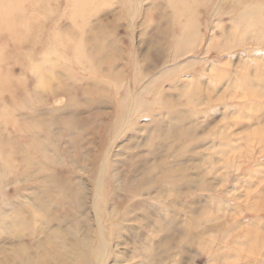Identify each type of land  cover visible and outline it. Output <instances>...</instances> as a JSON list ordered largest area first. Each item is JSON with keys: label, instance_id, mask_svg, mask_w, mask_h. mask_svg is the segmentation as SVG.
Returning <instances> with one entry per match:
<instances>
[{"label": "rangeland", "instance_id": "1", "mask_svg": "<svg viewBox=\"0 0 264 264\" xmlns=\"http://www.w3.org/2000/svg\"><path fill=\"white\" fill-rule=\"evenodd\" d=\"M172 1L0 0V222L4 211L12 204L31 196L32 190L21 183L22 173L31 170L35 163L40 167V162L53 151L62 163L59 169L67 168L64 162L70 167L78 158L101 154L114 140L113 154L117 161H125L128 154L145 153L147 139L155 130L146 113L160 111L163 115L164 109L153 99L155 88L149 89L150 94L148 90L142 91L143 86L149 85L156 77L159 78L158 84L163 83L166 98L177 107L179 117L189 116L182 124L189 139L177 147L182 149L185 157L178 163H171V167L177 164L187 167L191 182L182 183L180 187L176 219L172 218V211L164 212L169 214L165 224L170 225L172 231L163 234L160 240L168 245L157 249L148 261L157 263L156 259H160L161 264H264V149L254 141L246 142L253 131L264 127V104L254 95L244 94L247 87L254 86V90L258 87L260 92L264 88L261 84L256 85L255 80L258 72L264 74V49L256 52L257 48L251 55L248 53L252 47L244 46V42H258L256 39L261 38L260 48H264V11L261 9L259 24H250L249 21L247 26L245 18L252 11L238 6L236 0L224 2L223 14L218 17L212 16L205 8L207 0ZM255 3L264 8V0ZM159 31L169 33L170 41L183 39L186 48L175 56L174 42L170 46L165 44V50L157 53L150 42ZM113 42H118V48L125 52V61L119 62L121 66L126 65L123 67L125 72L119 77L105 74L108 66L100 65L97 57L98 50H105V46L103 49L100 46ZM232 47L235 49L230 50ZM140 61L144 63V69L151 71L146 78L141 76ZM113 68L116 69L114 65ZM136 79L141 82L136 96L146 102L140 109L143 116L132 111L133 118L137 116L138 129L133 137L128 138L129 133L125 137L121 127L120 134L116 135V124L120 119L117 106L113 103L106 107H89L92 102L90 95L86 99L85 90L92 83L99 84L107 92L104 95L113 102L124 100L127 113L132 98L126 99L122 94ZM177 80L180 82L176 84L174 81ZM58 84L61 88L54 90ZM198 92L212 98V105L207 106L202 101L198 104ZM205 102L209 101L206 99ZM189 105H195V115ZM202 110L205 113L196 114ZM55 119L61 120L58 121L60 126L54 125ZM64 122L70 125L73 135L65 128L67 126H63ZM223 128H227V132ZM224 135L227 150L221 146L220 139ZM225 151L229 153L225 155ZM248 155H251L249 159ZM152 162L153 158L149 163ZM210 164L213 170L208 175ZM70 170L77 181H83L91 196L92 179L88 171L78 165ZM158 176L146 180L144 190ZM114 198L109 207H114L121 215L127 214L130 220L124 224L133 229L123 233L121 240L114 244L120 256L117 264H141L143 243L137 242L136 234L156 230L157 218L152 212L155 210L160 214L161 202L157 203L155 191L128 193L120 186ZM161 201L171 204L172 198ZM135 203L145 204L144 209L150 215L145 230L137 221L132 223L133 219H141L144 214L142 210L139 214L132 212ZM199 214L204 215L200 218L202 222L198 220ZM187 217L193 221L191 233L187 232L190 224ZM0 234L3 235L1 228ZM0 245H4L3 237Z\"/></svg>", "mask_w": 264, "mask_h": 264}, {"label": "bare ground", "instance_id": "2", "mask_svg": "<svg viewBox=\"0 0 264 264\" xmlns=\"http://www.w3.org/2000/svg\"><path fill=\"white\" fill-rule=\"evenodd\" d=\"M255 1L256 0H236V3L238 6H241V7L244 6L245 7L244 10H247L249 12L252 11V14L246 16L247 18H245V20H248L246 21V25L248 24L247 22L249 21H250L249 22L250 24H254V23L259 24V22L257 21H259L260 19L259 16L262 15L261 9H263L264 11L263 5L262 6L256 5ZM224 2L227 3V0H207L205 8L207 10L209 9V12L212 16L218 17L223 14L222 4H225ZM195 17H197V14ZM197 18L195 19L197 20ZM236 27L238 28L239 25ZM253 29H254V26H253ZM247 31H250V29H248ZM254 33L252 32V34ZM171 38L173 39V37ZM209 38L210 37H208V40ZM258 39H256L258 42L249 41L248 44L244 42V46L252 47L251 52L250 50H246V49H245L246 50L245 52L248 51L250 52L248 54L252 55L253 53H255L257 48L259 49L256 52L263 50L264 48H260L262 47V41H260L261 38H258ZM230 41L228 42L230 43ZM174 42H175V49L177 50L175 53V56H177L182 53L181 49H185L187 45L185 44L186 41H184L183 39L182 40L175 39ZM174 42L170 41L169 33L165 32V34H163L159 31L157 32L156 37L151 39L150 45L154 51H156L157 53H160V52L162 53V51L165 50L164 47L166 45L169 44L170 46V43L171 45H174L173 44ZM117 43L113 42L110 45L104 43L99 48L103 49V46H105V50L103 52L102 50H98L99 52L97 54L100 65L108 66V69L106 70L105 74L112 76V77L113 76L119 77L123 75V73L125 72V69L123 67H126L125 64L123 66L119 65L120 64L119 62H122V60L125 61L124 60L125 52H123L122 50L118 48ZM212 44H215V43H212ZM229 49L233 50L235 49V47H232ZM206 52H209V51H206ZM95 53H97V51ZM113 65L114 67H116V69L113 68ZM139 65H141V71L143 70L141 73L142 77L144 76L146 78L148 75L151 74V71L149 68H145V69L143 68L144 63L142 61L139 62ZM164 73H166L165 70H164ZM155 78L151 79V82L149 83V85L147 84L143 86L142 91L147 92L148 90V94H150L149 89L152 88L153 90V88H155V92L153 93L155 97L153 96L154 97L153 99L157 102L159 101L158 103H160V106H162L164 109H162L163 115L162 114L160 115V111L156 113V112L149 110V112L146 113L149 123H152L154 125L155 130H153V132L150 133L147 139V142H146L147 151L145 153L138 154V155L128 154L125 161H122V160L117 161L116 155L113 154V147L116 142L114 140L109 144V147H107L106 150L105 149L102 150V153L100 150L101 154H96L94 156H92V154H89L87 155L86 158H84V156L81 157L80 159L78 158L76 160L77 163L76 162L74 164L72 163L73 165H71L70 167H68V164L64 162V164L67 166L66 169L65 168L59 169V166L62 163L58 159L55 151H53L51 156H49L45 161L40 162V165H39L40 167H36V163H35V165L34 164L32 165L33 167L31 170L22 173L23 174L21 178L22 185H26L27 187H29L32 190V192H31V196L28 197V199H24L21 202L12 204L11 208L8 209L7 211H4L2 215V220L0 222V228H1V232L3 235L1 236L0 234V241L2 240V237H3L4 245L3 246L0 245V264H111L113 263V261H114L113 264H117L120 256L118 257L119 254L116 253L115 251L116 247L114 244L121 240L123 233H127L133 230L131 229L129 224L128 225L124 224L125 222L128 223V221L130 220L127 214L121 215L119 214V211L117 209H115L114 207L112 208L109 207V205H111V203L115 200L114 195L117 192L119 186L128 193H138L139 194L144 191L146 193H152L153 191L156 192L157 203L161 202L159 203L161 205L160 214L155 210L152 212V214H154L157 218L156 219L157 220L156 230L151 233L142 234V235H139V233H137L136 238H137V242L142 241L143 243V249L140 250L143 255V258H141L142 259L141 264H161L160 259H156L157 263H150L148 259L150 256H152V254L154 255L157 249L168 245V243H162V241L160 240L163 234L171 233L172 231L171 226L165 224V220L169 217V214L164 213V212L168 210L172 211L173 212L172 218L176 219V215H179V211L177 210V207H176V200L180 199L181 197V194L179 192L180 187L182 186V183L191 182V179L188 176L189 173H188L187 167L180 165V164H177L176 167H171V163L173 164L174 162L178 163L185 157V153L182 151V149H178L177 147H180L184 142H186L189 139L187 129L182 127V124L186 122L189 116L184 115L182 117H179V112L177 110V107H174L172 105L173 102H171V100L167 99L165 96V92L163 91V88H162L163 83L159 82L158 84L159 78L158 79L157 78L155 79ZM255 80H256V85L261 84L263 85L262 87H264V74H261V71L257 73ZM174 82L177 84V82H180V80H177ZM139 83H141L139 82V79H136L133 85L131 87L129 86L126 89L127 91L122 94V95H125L126 99L132 98L131 109H130V112L127 111V113L126 111H124L125 109V106L123 104L124 100H122L121 102L119 101V103L113 102V100L109 98V96L104 95V93H107V92H105L104 91L105 89L103 90V87H101L99 84L92 83L86 87L85 97L87 99L88 96L90 95L89 97L90 103L92 102V104H90L89 107L95 106V105H97L96 107H99L100 105L102 107H106V105H112L113 103L117 106L118 111L120 112L119 113L120 119L118 123L116 124V135L120 131V127L122 128L121 130L124 133L125 137H126V134L129 133L128 138L133 137L134 133L138 129V125L136 124V120H135L137 119V116L136 118H133L132 111H135V113L139 112L141 116L143 112H141L140 109L144 105V102H146L145 99L142 98L141 96H138V95L136 96V90L138 88ZM151 84L152 86H150ZM140 87H141V84L139 88ZM60 88L61 86L60 84H58L56 85L54 90L60 89ZM254 89H255L254 86L247 87L244 90V94L254 95L256 98L262 100L263 101L262 103L264 104V88H261V92L258 90V87L256 88L257 90H254ZM185 92H187L186 89L184 90V94H186ZM100 93H103V94H100ZM198 93H200V97L197 99L198 104H201V101H202L207 106L212 105V102H213L212 98H209L208 96H204L201 92H198ZM204 99L205 100L207 99L209 102H207L206 104ZM154 104H157V103L155 102ZM150 105H152V103H150ZM189 107L191 108L190 109L191 113L195 115L194 113L195 105H192V106L189 105ZM66 111L70 113H74L73 110H66ZM203 113H205V111L202 110V111H198V113L196 114L202 115ZM163 117H165V120L163 119ZM225 120L226 122H228L227 119ZM58 121H61V120H56V119L53 120V122H55L54 123L55 126H60L61 123H58ZM91 121L92 123L94 122L93 120ZM68 123L71 124L70 122ZM93 125L94 124H92V126ZM63 126H67V123L64 122ZM65 128L70 133L73 132L70 125ZM224 128L223 130L227 132V128L226 130ZM262 131H264V127L253 131L247 137L246 142L254 141L259 146H261L262 149H264V133ZM50 132H52V130ZM73 134L74 132L70 135H73ZM119 134L120 133H118V135ZM211 134H213V132ZM53 135H56V133ZM219 135H223V134H219ZM228 136L231 137L230 134ZM218 137L220 138L221 136H218ZM225 137H226L225 135L224 137H222L225 140L222 138L220 140L221 142H223L221 143V146L225 148L224 150H227L228 149L226 148L227 144H225V142H227V138ZM207 139H204V140H207ZM90 142H92L91 139H90ZM229 142H232V141L229 140ZM72 146L73 145L70 144L71 148ZM233 146L234 145H232V148H234ZM221 148L219 147V149ZM222 149L220 151H223ZM228 151H225V155H226V152L227 154L230 152ZM232 153L233 151L231 152V154ZM70 156H71V159H73V155H70ZM250 157L251 155H248L247 159H249ZM152 158L154 162L150 164L149 161ZM224 159H222V161ZM226 160L230 162L228 158H226ZM232 160L234 161V159ZM228 161H226V165ZM75 165H78L83 170L88 171L92 179L91 196L90 194L86 192L83 186V181H77L74 176V173L70 170V168ZM228 165H230V163ZM212 166L210 164V171L208 172V175L213 170ZM156 175H159V176L155 179V182L149 187L147 185L148 188L144 190L143 184L147 183L146 180L154 178ZM204 176L206 175L204 174ZM163 198H172V203L171 204L164 203L163 201H161L163 200ZM144 207H145V204L135 203L132 208V212L135 214H139L140 210H142V214L144 213L141 216L142 217L141 219L136 218L132 220V223L137 221L138 225L143 230L148 228L147 223L150 220V215L144 209ZM163 213L164 215L161 216ZM203 216H204L203 214L198 215L199 222L202 220V219L200 220V218ZM188 219L190 221V224H189L187 232L191 233L192 230L194 229L193 224H192L193 221L190 218ZM256 231L257 229L254 232L256 233ZM254 232H252V234ZM258 237L259 236H257V238ZM255 242L256 243L258 242V245L260 244L258 239H256ZM258 249L260 248H257V250Z\"/></svg>", "mask_w": 264, "mask_h": 264}]
</instances>
